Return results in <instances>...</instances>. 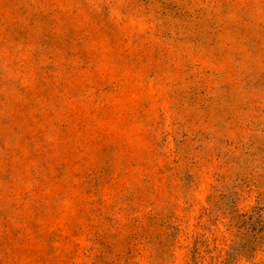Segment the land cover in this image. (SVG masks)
I'll return each mask as SVG.
<instances>
[{
    "label": "rangeland",
    "instance_id": "obj_1",
    "mask_svg": "<svg viewBox=\"0 0 264 264\" xmlns=\"http://www.w3.org/2000/svg\"><path fill=\"white\" fill-rule=\"evenodd\" d=\"M0 264H264V0H0Z\"/></svg>",
    "mask_w": 264,
    "mask_h": 264
}]
</instances>
